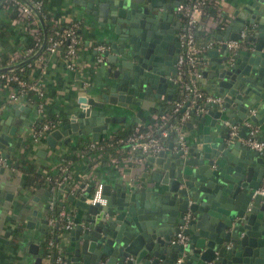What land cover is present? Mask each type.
Instances as JSON below:
<instances>
[{
	"label": "water",
	"instance_id": "95a60500",
	"mask_svg": "<svg viewBox=\"0 0 264 264\" xmlns=\"http://www.w3.org/2000/svg\"><path fill=\"white\" fill-rule=\"evenodd\" d=\"M24 1L42 28V40L32 58L45 43V29L37 10ZM169 2H83L108 37L101 52L108 72L103 91L95 97H78L74 103L78 110L42 141L54 146L63 129L97 140L100 131L118 120L114 106L143 101L154 105L166 92L170 98L175 91L171 77L177 42L169 30L167 48V37L155 33L161 22H174L177 0L168 14ZM232 14L217 38L241 39L243 45L230 50L224 43L212 46L202 58L205 64L200 63L206 91L221 101H206L199 112L192 109L184 123L191 130L189 137L184 136L182 143L170 139L166 148L146 157L159 169L140 189L136 182L128 189L113 190L103 184L105 202L90 203L86 198L93 181L89 180L84 189L79 183L67 195L79 212V221L69 230L70 248L63 252L60 264H264V194L256 191L264 175V152L241 141L253 129L256 139H264V0H247ZM242 29L245 34L240 37ZM233 124L238 129L231 135ZM14 131L10 125L0 132V154L5 159L13 150ZM40 225L47 228L46 218ZM179 230L187 235L185 243L171 241ZM30 246L33 249L35 244Z\"/></svg>",
	"mask_w": 264,
	"mask_h": 264
},
{
	"label": "crops",
	"instance_id": "0c3cea01",
	"mask_svg": "<svg viewBox=\"0 0 264 264\" xmlns=\"http://www.w3.org/2000/svg\"><path fill=\"white\" fill-rule=\"evenodd\" d=\"M44 1L52 21H76L81 36L77 66L74 70L66 69L58 54H48L44 60L42 59L41 66L30 68L27 76L29 80L39 82L43 90L44 110L41 118L58 116L61 122L57 127H60L68 120L71 113L78 110L74 104L78 97L83 95L95 97L103 91L104 80L108 74L107 64L101 63L104 57L98 62L95 61L96 52L93 46L98 42L107 45L108 37L99 18L94 17V14L83 4L85 0ZM246 1L220 0L218 6L225 23L233 16L232 11L235 8L241 10ZM10 14V6L0 4V52L5 49L3 44L10 45L12 50L9 52V57L13 59V64H18L28 50L27 44L32 39L31 26L25 20L16 16L11 17ZM224 27L214 29L206 36L217 38L218 34L223 33ZM219 55V52L215 53V57H219ZM202 58H205L203 53L198 58L201 66L205 64ZM83 79L87 81L85 85L82 84ZM205 81L206 78L202 76L201 86L205 92L210 93L205 89ZM173 92L170 93V98ZM166 93L157 98L155 100L157 104L154 105L143 101L144 104L141 105L114 106L113 113L118 117V120L111 122L109 129L104 132L100 131L98 136L111 135V133L119 132L137 121L148 120L159 108L161 102L169 101L170 98L166 97ZM35 118L36 110L33 103L23 98L9 99L5 92H0V132L5 133L10 125L15 126L11 139L13 150L8 151V155L13 153L19 156L23 155L35 166L54 172L62 153H68L72 146L79 141L91 140L87 133L77 134L63 129L61 137L55 139L54 146H49L41 139L33 141L29 135ZM5 120H8L7 124L4 122ZM195 123L194 114L192 124ZM190 131L184 124L183 137H189ZM62 139L66 142H63ZM71 168L78 180V185L82 183L80 189H84L93 176L103 184H108L113 190L115 187L128 189L134 185V182L140 189L145 181L150 180L152 173L158 170L159 166L146 160L134 162L125 166L122 171H118L115 167L102 161L92 169L90 174L84 159H74ZM46 190L48 191L47 195L45 194ZM80 191L82 190H79V193ZM67 195L68 193L63 202L68 210H71V217L75 224L79 221V212L75 205L71 207L73 200L69 201ZM50 197L51 193L46 186L33 190L25 187L21 171L6 165L0 170V264H36L37 258L39 259L38 264L48 263V260L42 255V244L48 236V231L40 223L48 215L45 204L48 203ZM69 230L62 231L55 239L54 246L56 245L62 252L70 248ZM31 243L35 244L33 249L30 246Z\"/></svg>",
	"mask_w": 264,
	"mask_h": 264
},
{
	"label": "built area",
	"instance_id": "2783aa9c",
	"mask_svg": "<svg viewBox=\"0 0 264 264\" xmlns=\"http://www.w3.org/2000/svg\"><path fill=\"white\" fill-rule=\"evenodd\" d=\"M14 4L17 10L16 17L28 22L31 26L32 39L35 44L40 42L38 30L35 26V13L24 0H7ZM29 2L36 10L39 1ZM220 0H179L174 7V11L180 20V26L176 32L177 53L175 57V72L172 74L174 87L179 92L178 98L173 101L171 108L153 113L147 121H137L128 132L123 135H107L97 140L79 141L68 153H62L56 164L54 172L49 170L45 173L47 188L51 193L48 201V215L46 217L48 236L45 239L47 252L44 257L48 260L47 264L62 262L63 252L57 248L55 239L62 231L69 230L74 221L71 217V210L67 208L63 200L66 194L74 193L78 186V180L71 168L72 161L84 159L88 172L100 162L115 167L118 171L134 162L146 161V157L154 155L157 151L166 148L169 138L176 142H183L184 123L195 112L204 109V102H219L221 97L207 93L201 86L202 73L200 69L199 55L204 54L208 48L224 43L227 49H235L243 45L241 39H226L207 37L204 43H199L196 38L197 31L204 34L216 28H222L225 19L219 9ZM5 4V3H0ZM211 10V11H208ZM54 23L57 21L53 20ZM77 22L72 21L68 26L53 30L52 34L46 38L45 47L48 54H58L62 65L69 70H74L77 66L78 48L81 42L80 33H76ZM78 31V30H77ZM244 30H240L239 36H244ZM40 45V44H39ZM107 47L103 43H95V61L103 58L102 51ZM36 50L29 47L24 55L34 53ZM11 70V69H9ZM5 84L0 87V92H5L9 99L23 98L31 103L36 110L35 123L30 132V139L40 140L46 133L57 127L61 120L58 116L43 117L44 97L41 85L36 80H29L20 77L18 74L4 70L0 72ZM9 82H12L10 84ZM87 81L82 80L85 85ZM32 92L26 96V92ZM160 110V109H159ZM180 111V114L170 122L172 114ZM238 125L233 124L229 133L234 135ZM242 143L259 152H264V139H256L253 130L248 132ZM7 166L6 159L0 154V166ZM11 168V167H10ZM88 173V174H89ZM92 176V175H91ZM92 186L87 202H105L102 194L103 183L92 176ZM264 178L256 191L264 194ZM179 242L185 241V235L177 232L174 236ZM54 253V255H53Z\"/></svg>",
	"mask_w": 264,
	"mask_h": 264
},
{
	"label": "trees",
	"instance_id": "16d2710c",
	"mask_svg": "<svg viewBox=\"0 0 264 264\" xmlns=\"http://www.w3.org/2000/svg\"><path fill=\"white\" fill-rule=\"evenodd\" d=\"M31 3H34V1H39V6L36 7L37 12L40 16V18L42 19L43 25H44V29H45V43H46V38L52 34L53 30L55 29H60L61 27H66L68 26L72 21H58L56 23H54L50 18H49V13L47 12L46 9V5H45V1L44 0H28ZM0 3H5L6 5L10 6L11 9V17H15L17 14V10L14 4H11L10 2H8L7 0H0ZM208 11H211L208 9ZM35 18L36 23L35 26L38 30V36H39V40L40 42L38 44H35V41L33 39H31L29 41V43L27 44L26 48L29 47H33L35 50L38 49L39 44L41 43L42 40V28L41 25L39 23V20L37 18V16H32ZM78 24L77 27L75 28L76 33L79 34V29H78ZM219 28V27H218ZM216 28V29H218ZM78 30V31H77ZM214 30V29H213ZM196 38L199 41V43H204L207 39L206 34H204L201 31H197L196 34ZM45 43L42 46L41 50L38 52V55L29 58L33 53L27 54V55H23L22 56V60L20 62H18V65L14 68H12L11 70H8L9 72H13L18 74L20 77H23L25 79H28V73L30 68H32L33 66H37V65H42V61L44 60V57L48 56V52L46 50L45 47ZM5 46V49L2 50L0 52V68L1 67H5V66H9V65H13V59H11L9 57V52H11L12 47L10 45L7 44H3ZM43 59V60H42ZM17 64V63H16ZM1 72V71H0ZM10 84H12V82H9ZM5 84V81L3 80V78L0 77V87L2 85ZM32 92L27 91L26 92V96L31 95ZM179 92L177 91V89L175 88V91L173 92L171 98L169 99V101L167 102H161L160 104V110L157 109L155 110V112H157L159 114V112L163 111L164 109L171 108V105L173 104V101L175 99L178 98ZM180 114V111H176L172 114L171 118H170V122L174 121V119ZM149 120V119H148ZM147 121V120H146ZM131 128V126L126 127L125 129L119 131V132H113L111 133V135L113 136H118V135H123L126 132L129 131V129ZM28 140V139H27ZM29 141V140H28ZM6 163H7V167H11L13 169H17L19 171H21L22 173V181L25 187L29 188L30 190L36 189L38 187H47L46 181H45V173L47 172L46 169L43 168H39L37 166H35L33 163L27 161V159L23 156V155H16V154H9L7 159H6ZM42 255L44 256L45 253L47 252V248L45 245V241L42 244ZM54 255V253H53ZM51 264H58V263H53L51 262Z\"/></svg>",
	"mask_w": 264,
	"mask_h": 264
},
{
	"label": "flooded vegetation",
	"instance_id": "af4514ba",
	"mask_svg": "<svg viewBox=\"0 0 264 264\" xmlns=\"http://www.w3.org/2000/svg\"><path fill=\"white\" fill-rule=\"evenodd\" d=\"M178 1H179V0H177V2H178ZM172 2H175V0H170L168 8H165L166 13H168V14H169V11H173L172 8H171V6H172V5H171ZM174 13H175V11H174ZM175 20H177V21L175 22ZM161 23H162L161 26L156 27V31H155V33H156V34L160 33V35H162V33H163V35L167 37V36H169V30H171L172 33H173V40H175V41L177 42V39H176V32H177V30H178V28H179V26H180V20L178 19L177 14L175 13V15H174V22H172V23H169V22H167V23H165V22H161ZM166 43H167V48H168V47H169V37H167V39H166ZM176 53H177V52H176ZM177 232H181L182 234L185 235V241L182 242V243H185L186 240H187V235H186L184 232H182L181 230H179V231H177ZM177 232H176V233H177ZM176 233H175V234H176ZM175 234H173V236L171 237V241H172V242H179V241L175 240V238H174Z\"/></svg>",
	"mask_w": 264,
	"mask_h": 264
}]
</instances>
